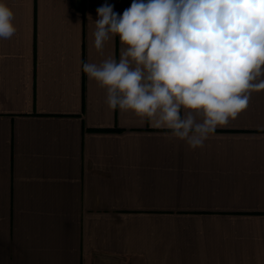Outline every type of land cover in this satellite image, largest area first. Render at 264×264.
<instances>
[{
    "label": "crops",
    "instance_id": "1",
    "mask_svg": "<svg viewBox=\"0 0 264 264\" xmlns=\"http://www.w3.org/2000/svg\"><path fill=\"white\" fill-rule=\"evenodd\" d=\"M0 2V264H264V91L190 150L83 73L119 60L96 9L132 0Z\"/></svg>",
    "mask_w": 264,
    "mask_h": 264
},
{
    "label": "clouds",
    "instance_id": "2",
    "mask_svg": "<svg viewBox=\"0 0 264 264\" xmlns=\"http://www.w3.org/2000/svg\"><path fill=\"white\" fill-rule=\"evenodd\" d=\"M93 46L104 55L83 63L105 90L109 111L131 113L190 150L264 91V0H132L122 14L96 9ZM14 13L0 2V39L16 32Z\"/></svg>",
    "mask_w": 264,
    "mask_h": 264
}]
</instances>
